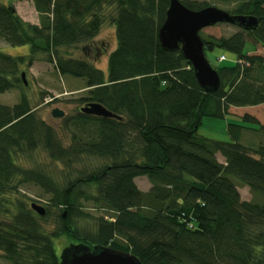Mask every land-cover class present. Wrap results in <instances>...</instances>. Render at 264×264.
Instances as JSON below:
<instances>
[{"label":"trees","instance_id":"16d2710c","mask_svg":"<svg viewBox=\"0 0 264 264\" xmlns=\"http://www.w3.org/2000/svg\"><path fill=\"white\" fill-rule=\"evenodd\" d=\"M179 1L193 11L210 7ZM218 1L235 3L227 12L255 17L259 26L202 38L205 54L217 49L235 56L232 65L214 67L221 78L214 93L199 85L181 51L166 52L160 45L170 0H32L37 24L0 1V38L30 48L27 55L0 53V95L24 87L22 67L44 54L60 76L85 82L80 106L101 104L116 116L80 109L66 117V145L25 96L14 106L0 103L5 264H60L56 245L62 239L70 242L63 250L111 248L143 264H264V123L230 112L264 105V57L246 51L248 43L264 47V0ZM107 20L117 38L107 74L63 52L91 44ZM229 115L250 124L230 122L221 141L201 134L205 118ZM38 151L49 157L48 169L24 165ZM89 159L106 163L89 170ZM139 177L149 178V192L138 189ZM234 178L248 187L252 200L242 199ZM26 185L47 197L44 216L25 200ZM88 203L103 215L93 217ZM52 208L61 213L51 230L45 223Z\"/></svg>","mask_w":264,"mask_h":264},{"label":"rangeland","instance_id":"374dc122","mask_svg":"<svg viewBox=\"0 0 264 264\" xmlns=\"http://www.w3.org/2000/svg\"><path fill=\"white\" fill-rule=\"evenodd\" d=\"M1 3L6 5H13L15 10L21 16V18L32 24L39 23L38 14L34 9L32 0H0ZM201 3H206L209 6H215L224 11L231 10L235 3L224 4L218 0H197ZM109 13L111 10H108ZM112 12V11H111ZM242 30L238 27L229 24H218L213 27L206 28L200 32L202 38L215 37H230L235 33L241 32ZM100 35L91 44L80 45L79 47H72L63 52L71 55L77 59H85L91 62L96 68L103 70L107 74L108 59L110 53H112L117 47L116 30L110 21L107 20ZM88 48V49H87ZM246 51L250 52L251 55H259L264 57V47L258 45L253 47L252 44L248 43ZM0 53L7 54L10 56H21L30 53V48L28 46L15 47L11 46L0 38ZM225 54L227 60L224 62H218V56ZM207 59L210 63L216 67L219 65H232L235 62V56L230 52H221L220 50H215L213 52L208 51L206 53ZM37 61L33 66L22 67L21 73H25V79L27 85L16 90H12L5 94L0 95V103L7 106H14L21 101V98L25 96L31 103L32 107L36 108V113L38 117L46 122L48 125L52 126L56 131L58 137L68 145L70 142V136L68 132L64 129V120L66 117H75L82 105L80 106L79 100L84 97L85 92V82L81 79H77L71 76H60L55 68V64L48 63L46 61L47 55L39 54L37 55ZM54 109H60L65 113L63 118H55L52 115ZM230 112L236 116H244L246 114L252 115L257 118L261 123H264V105L257 107H246V108H231ZM246 125L249 126L250 123H246L243 120L229 115L225 119H215V118H205L203 120V126L200 130L201 134L214 139V140H225L226 129L229 123ZM260 137V136H258ZM34 160H27L24 163L28 168H45L48 169L50 164V159L46 153L38 151L34 154ZM32 158V159H33ZM220 161H223L222 156L219 157ZM105 161L97 159H89L87 161L86 167L89 170H95L97 168L103 167ZM238 187H240V193L242 199L245 201H250L253 199V194L250 192L248 187L244 186L242 182L236 178L233 179ZM135 183L138 189L146 193L152 188V183L147 177H139L135 179ZM23 195H25V200H27L28 205L36 203L44 207H48V199L42 194L40 188L34 185H26L23 188ZM93 217L102 216L104 212L95 208L92 204L88 203L84 205ZM51 216L45 225L49 229H54L57 221V216L61 213L60 209L52 208L50 209ZM88 227V224L84 223ZM67 239H62L57 241V252L60 256L63 251V246L69 244ZM60 247V248H59ZM62 247V248H61ZM6 260L3 254L0 252V264H5Z\"/></svg>","mask_w":264,"mask_h":264},{"label":"water","instance_id":"95a60500","mask_svg":"<svg viewBox=\"0 0 264 264\" xmlns=\"http://www.w3.org/2000/svg\"><path fill=\"white\" fill-rule=\"evenodd\" d=\"M218 24H229L255 31L259 21L255 17L232 15L215 6L193 11L185 7L179 0H170L166 20L159 29L158 38L162 49L166 52L181 51L184 59L192 64L196 80L206 92H217L221 87V78L204 51V42L200 32ZM22 79L27 85L25 73ZM81 113L102 118H115L114 114L101 104H87L81 108ZM53 117L63 118L65 113L54 109ZM31 209L38 215L44 216L46 209L36 203ZM65 217V215H64ZM60 264H143L131 253L115 251L111 248H91L84 245H70L61 253Z\"/></svg>","mask_w":264,"mask_h":264},{"label":"built area","instance_id":"2783aa9c","mask_svg":"<svg viewBox=\"0 0 264 264\" xmlns=\"http://www.w3.org/2000/svg\"><path fill=\"white\" fill-rule=\"evenodd\" d=\"M218 58V62H224L227 60V57L225 54L220 55Z\"/></svg>","mask_w":264,"mask_h":264},{"label":"flooded vegetation","instance_id":"af4514ba","mask_svg":"<svg viewBox=\"0 0 264 264\" xmlns=\"http://www.w3.org/2000/svg\"><path fill=\"white\" fill-rule=\"evenodd\" d=\"M233 15V14H232ZM235 27H237V25L235 26ZM239 28V27H238ZM241 29V28H240Z\"/></svg>","mask_w":264,"mask_h":264}]
</instances>
